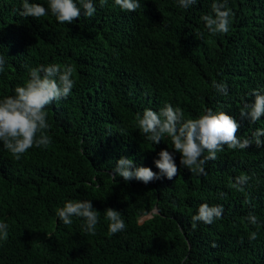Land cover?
Masks as SVG:
<instances>
[{"label":"trees","instance_id":"1","mask_svg":"<svg viewBox=\"0 0 264 264\" xmlns=\"http://www.w3.org/2000/svg\"><path fill=\"white\" fill-rule=\"evenodd\" d=\"M47 6V0H39ZM213 0L181 9L177 0H141L124 11L108 0L92 17L60 23L50 13L23 17L20 0H0V51L10 67L0 74V95L27 79L26 65L72 64L76 85L47 106L52 143L20 159L0 143V264H264V146L228 149L206 162L207 175L180 164L169 137L153 144L137 128L136 114L165 101L186 116L224 109L247 137L261 120L240 116L253 89L264 87V0H228L227 33L210 34L201 17ZM213 80L228 84L217 93ZM161 149L175 152L178 172L145 184L114 176L121 156L159 171ZM251 179L240 191L234 177ZM67 199H91L101 220L95 234L81 219L65 225L56 210ZM202 202L224 205L212 224L193 223ZM122 212L127 228L109 234L105 209ZM254 212L260 223L244 219ZM257 231L255 239L249 233Z\"/></svg>","mask_w":264,"mask_h":264},{"label":"clouds","instance_id":"2","mask_svg":"<svg viewBox=\"0 0 264 264\" xmlns=\"http://www.w3.org/2000/svg\"><path fill=\"white\" fill-rule=\"evenodd\" d=\"M197 0H177L181 9H189ZM108 0H47V6L39 0H20L19 14L23 17H43L50 13L60 23L74 21L81 16L92 17L97 11V4L103 7ZM113 3L124 11H135L141 7V0H113ZM228 0H213L212 11L203 14L201 19L207 32L213 35L227 33L230 29L232 10ZM4 51H0V74L7 75L10 67ZM27 79L17 84L12 94L0 95V143L15 159H20L32 147H47L52 137L47 130L51 128L47 106L53 101L66 99L71 94L77 81L76 69L72 64L58 62L39 63L35 66L26 65ZM212 88L219 94H228V84L223 80H213ZM254 100L245 101L240 108V116L250 122L260 121L264 114V87L253 89ZM137 128L145 134V138L158 144L165 136L169 137L173 148L180 155V164L192 173L207 175L206 162L215 160L218 153L228 149L245 150L250 145L257 148L264 146V127H256L250 136H238L239 121L224 109L214 110L206 107L195 117L186 116L177 104L165 101L158 110L145 108L136 114ZM154 158L159 171L134 162L130 156H121L112 169L113 177H122L126 182L136 179L149 183L152 180L167 177L171 179L178 172L175 152L161 149ZM251 179L248 174L234 177L233 187L240 191ZM109 234L119 233L127 228L121 211L112 207L105 209ZM99 211L93 207L91 199H67L56 210L58 220L65 225L80 218L84 232L95 234L101 220ZM224 213V205L202 202L192 214L193 223L202 221L212 224ZM250 225L260 223L254 212L244 218ZM9 223L0 219V239L8 236ZM257 231L249 233V239H255Z\"/></svg>","mask_w":264,"mask_h":264}]
</instances>
